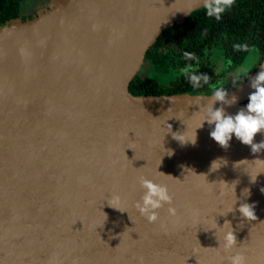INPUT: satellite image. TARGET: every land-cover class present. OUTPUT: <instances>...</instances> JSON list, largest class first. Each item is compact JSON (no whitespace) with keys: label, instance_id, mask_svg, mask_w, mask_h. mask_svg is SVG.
<instances>
[{"label":"water","instance_id":"obj_1","mask_svg":"<svg viewBox=\"0 0 264 264\" xmlns=\"http://www.w3.org/2000/svg\"><path fill=\"white\" fill-rule=\"evenodd\" d=\"M201 8L53 0L0 25V264H229L237 251L264 264V151L235 136L224 149L214 125L200 128L211 95L129 91L160 34ZM249 78L228 90L238 99L226 113L246 107ZM183 132L195 143L173 138ZM141 176L168 187L175 216L168 205L156 223L140 215Z\"/></svg>","mask_w":264,"mask_h":264},{"label":"clouds","instance_id":"obj_2","mask_svg":"<svg viewBox=\"0 0 264 264\" xmlns=\"http://www.w3.org/2000/svg\"><path fill=\"white\" fill-rule=\"evenodd\" d=\"M236 0H200V5L206 12L209 18H214L216 21H220L222 17L231 10L235 5ZM234 51H242L247 54L246 60L238 66L233 73V81L242 77H248L253 68H256L257 62L260 58V50L252 45L251 47L247 43H237L233 46ZM185 59L195 60L197 59L193 53L184 52ZM214 58L219 61L221 67L218 71H227L232 67V60L226 59L223 56V51L219 50L214 53ZM261 66L259 71L254 77L251 76L250 87L254 90L248 96V103L246 107L241 108L235 115L226 113L225 106H231L237 102V96L234 94L229 98V92L222 83L217 82L215 84L210 83L209 75L201 73L199 71V60L195 66L189 64L180 69V76L185 77L194 89H199L202 84L208 85L212 95L207 100V104L203 109L204 119L201 122L203 127L204 122H207L210 126L214 125L210 132V137L222 148L227 149L229 142L233 136L239 140L242 144L251 148L253 154L264 151V140L259 143L255 142L257 134H264V65ZM152 78V77H150ZM161 86H165L172 83L177 79V74L170 72L166 76H157ZM199 99V97L197 98ZM220 103V107H215L216 103ZM172 131V130H171ZM170 131V132H171ZM173 138L180 143H195L196 137L193 140H185L183 133H172ZM172 153L169 152V155ZM264 163V160L256 159ZM217 161H213L210 171L218 169L216 167ZM255 180H253L254 182ZM139 184L143 189V194L139 201H137L135 207L137 211L142 215L149 223H156L159 220V209L168 205V214L170 216L176 215V209L173 207V197L169 193L166 185L157 184L146 177L141 176L139 178ZM264 191V189H262ZM245 194H248V189L244 190ZM114 199H119L115 197ZM255 205L249 203H241L238 211L242 217L251 221L256 220ZM233 211V209L231 210ZM232 229L229 222H225ZM237 246V237L232 230H228L223 236V249L225 252H230ZM229 264H246V257L239 251L234 255L228 257Z\"/></svg>","mask_w":264,"mask_h":264},{"label":"trees","instance_id":"obj_3","mask_svg":"<svg viewBox=\"0 0 264 264\" xmlns=\"http://www.w3.org/2000/svg\"><path fill=\"white\" fill-rule=\"evenodd\" d=\"M26 0H0V25L20 18L21 3ZM237 43L255 45L260 50V64L264 58V0H236L235 5L220 21L209 18L203 8L192 12L182 24H174L157 38L147 52L141 71L132 80L129 91L134 96L145 95H212L208 85L194 89L188 80L178 75L181 68L199 60V71L210 77V83H217L219 74L212 61L214 49L223 51L226 59L240 66L247 58L242 51H234ZM184 52L193 53L197 58L188 60ZM150 64L154 72L167 75L177 74V79L165 86L153 79L143 76L145 65ZM228 90L233 86H225Z\"/></svg>","mask_w":264,"mask_h":264},{"label":"rangeland","instance_id":"obj_4","mask_svg":"<svg viewBox=\"0 0 264 264\" xmlns=\"http://www.w3.org/2000/svg\"><path fill=\"white\" fill-rule=\"evenodd\" d=\"M52 3H53V0H26V1L21 3L20 18L22 20L31 19L32 17L36 16L39 12L49 8V6H51ZM217 51H219V49H214L211 59H212V61L215 62L216 69H217V72L219 74L218 82L222 83L223 87L229 86V85L233 86V87L239 86L247 78H249L252 75V73L255 71V69L258 67V64H257L256 68H253L252 72L249 74L248 77H242L238 80L233 81L232 76H233L234 70L238 66L232 64V67L228 68L227 71H223V72L218 71V69L221 67V65H220L219 61L214 58V53ZM142 74L146 78L152 77L153 79L157 80L159 83H160V81L157 78V76H166V75L156 74L150 64L145 65L144 71Z\"/></svg>","mask_w":264,"mask_h":264},{"label":"flooded vegetation","instance_id":"obj_5","mask_svg":"<svg viewBox=\"0 0 264 264\" xmlns=\"http://www.w3.org/2000/svg\"><path fill=\"white\" fill-rule=\"evenodd\" d=\"M258 64V63H257Z\"/></svg>","mask_w":264,"mask_h":264}]
</instances>
